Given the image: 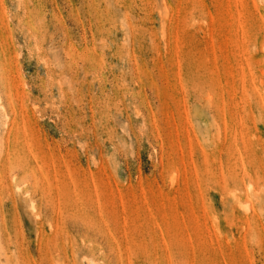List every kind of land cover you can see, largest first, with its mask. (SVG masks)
Returning <instances> with one entry per match:
<instances>
[{
  "label": "rangeland",
  "instance_id": "1",
  "mask_svg": "<svg viewBox=\"0 0 264 264\" xmlns=\"http://www.w3.org/2000/svg\"><path fill=\"white\" fill-rule=\"evenodd\" d=\"M0 264H264V0H0Z\"/></svg>",
  "mask_w": 264,
  "mask_h": 264
}]
</instances>
